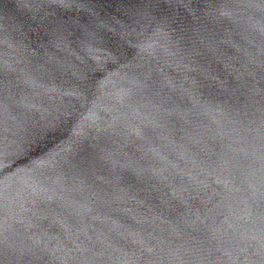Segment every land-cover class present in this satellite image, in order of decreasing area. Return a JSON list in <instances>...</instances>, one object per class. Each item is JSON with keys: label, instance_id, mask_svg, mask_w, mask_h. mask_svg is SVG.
Masks as SVG:
<instances>
[{"label": "water", "instance_id": "1", "mask_svg": "<svg viewBox=\"0 0 264 264\" xmlns=\"http://www.w3.org/2000/svg\"><path fill=\"white\" fill-rule=\"evenodd\" d=\"M0 264H264V0H0Z\"/></svg>", "mask_w": 264, "mask_h": 264}]
</instances>
